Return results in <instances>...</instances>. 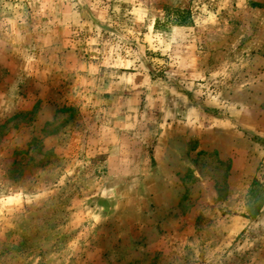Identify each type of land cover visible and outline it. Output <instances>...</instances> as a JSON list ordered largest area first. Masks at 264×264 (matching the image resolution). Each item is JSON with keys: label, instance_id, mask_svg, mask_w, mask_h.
Listing matches in <instances>:
<instances>
[{"label": "rangeland", "instance_id": "obj_1", "mask_svg": "<svg viewBox=\"0 0 264 264\" xmlns=\"http://www.w3.org/2000/svg\"><path fill=\"white\" fill-rule=\"evenodd\" d=\"M0 264H264V0H0Z\"/></svg>", "mask_w": 264, "mask_h": 264}]
</instances>
